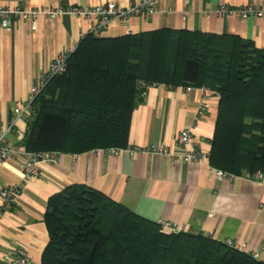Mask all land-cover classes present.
Returning <instances> with one entry per match:
<instances>
[{
    "label": "crops",
    "instance_id": "crops-1",
    "mask_svg": "<svg viewBox=\"0 0 264 264\" xmlns=\"http://www.w3.org/2000/svg\"><path fill=\"white\" fill-rule=\"evenodd\" d=\"M133 0H0V6L26 10L91 9L113 2L128 6ZM264 0H159L150 18L112 21L100 37L112 38L161 28L230 34L264 48V15L241 19L222 17L220 4L240 7ZM93 18L64 13L40 14L36 25L17 19L11 27L0 25V126L14 120L9 142L23 146L27 131L16 108L29 97L41 75L61 53H72L91 31ZM149 86L131 120L129 146L165 145L181 153L177 136L190 129L193 146L204 153L200 163L178 162L171 156L148 154L131 158L105 150L81 154L57 152L40 160V174L25 181L22 155L0 160V264H10L18 247L32 264H41L49 242L45 223L49 199L71 185H84L105 193L137 214L157 222L164 218L185 225L220 242L233 240L242 251L257 253L264 262V183L243 176L219 179L211 172L209 155L218 116L219 95L205 86ZM24 147V146H23ZM23 183L12 210L2 211L4 188Z\"/></svg>",
    "mask_w": 264,
    "mask_h": 264
},
{
    "label": "trees",
    "instance_id": "trees-1",
    "mask_svg": "<svg viewBox=\"0 0 264 264\" xmlns=\"http://www.w3.org/2000/svg\"><path fill=\"white\" fill-rule=\"evenodd\" d=\"M205 86L219 95L209 162L235 176L264 171V48L230 34L161 28L104 38L89 32L32 102L22 145L81 154L129 145L149 86ZM41 264H264L202 233L166 232L105 193L54 194Z\"/></svg>",
    "mask_w": 264,
    "mask_h": 264
},
{
    "label": "built area",
    "instance_id": "built-area-1",
    "mask_svg": "<svg viewBox=\"0 0 264 264\" xmlns=\"http://www.w3.org/2000/svg\"><path fill=\"white\" fill-rule=\"evenodd\" d=\"M159 0H133L128 6H120L116 3L110 2L105 5L97 6L91 9H81L73 7L69 9H55L45 11L43 9L26 10L23 8H10L0 6V25L3 27H11L17 19H29L32 21L34 27L36 25V19L40 14H47L49 16H56L64 13L76 14L82 17L93 18L95 23L91 27V33L96 36L102 34L112 21L119 20L127 22L133 17L150 18L157 12V4ZM187 2L190 0H186ZM216 12L222 17H229L232 15H238L241 19H247L249 17L261 18L264 15V9L256 4L249 3L240 7H232L227 4H220ZM70 53H61L55 58L50 66V69L46 75H41L32 87L31 93L27 100L15 110L16 117H24L28 122L32 102L35 97L44 89L49 80L55 75L63 74L67 71V59ZM191 88L188 87V90ZM15 121L0 126V160H6L8 158L22 155V166L25 172V181H29L40 174V160L42 158L52 159V155L55 152L35 153L27 151L23 146H16L9 142L7 135L14 131ZM177 144L183 148L181 153H173L165 145H150L146 147L127 146L124 148H109L105 151L111 155H129L131 158H135L140 155H148L151 153L160 154L163 156H171L175 161L182 159L187 163H200L205 159L204 153L196 149L193 146L192 134L190 129L182 130L177 136ZM211 172L218 176L219 179L236 177L233 174H229L225 171L211 168ZM246 177L256 181L264 183V171H257L254 174H246ZM23 183H17L4 188L1 192L2 198V211L12 210L16 204L17 198ZM161 229L166 232H181L186 231L185 225L177 224L161 218L157 221ZM226 243L236 249L242 250L245 246H239L234 243L233 240H227ZM254 257H257V253H252ZM10 264H32V259L28 252L18 247L13 256L10 258Z\"/></svg>",
    "mask_w": 264,
    "mask_h": 264
}]
</instances>
